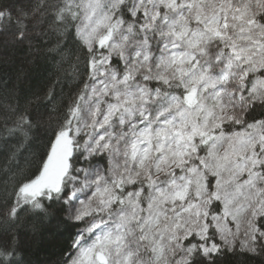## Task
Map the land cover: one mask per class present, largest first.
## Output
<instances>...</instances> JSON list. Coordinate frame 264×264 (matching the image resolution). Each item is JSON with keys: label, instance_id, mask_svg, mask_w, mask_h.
Listing matches in <instances>:
<instances>
[{"label": "snow or ice", "instance_id": "6c2138e0", "mask_svg": "<svg viewBox=\"0 0 264 264\" xmlns=\"http://www.w3.org/2000/svg\"><path fill=\"white\" fill-rule=\"evenodd\" d=\"M0 264H264V0H0ZM54 77V79H53Z\"/></svg>", "mask_w": 264, "mask_h": 264}, {"label": "trees", "instance_id": "16d2710c", "mask_svg": "<svg viewBox=\"0 0 264 264\" xmlns=\"http://www.w3.org/2000/svg\"><path fill=\"white\" fill-rule=\"evenodd\" d=\"M13 56L12 66L5 68L0 63V85L5 80L15 81L17 77L23 79L25 75L33 85H38L44 83L49 77L50 73L46 71L44 62L37 63L35 57L26 51H16ZM72 231L74 230L64 226L52 230L41 224H37L35 229L31 226L23 229L20 243L24 258L30 264H59L70 247Z\"/></svg>", "mask_w": 264, "mask_h": 264}]
</instances>
